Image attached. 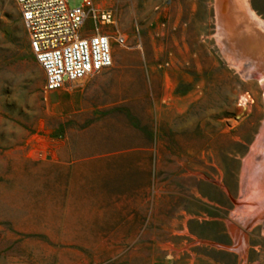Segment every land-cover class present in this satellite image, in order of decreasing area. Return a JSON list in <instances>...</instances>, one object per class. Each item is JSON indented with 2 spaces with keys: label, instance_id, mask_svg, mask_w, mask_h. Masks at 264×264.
<instances>
[{
  "label": "rangeland",
  "instance_id": "obj_1",
  "mask_svg": "<svg viewBox=\"0 0 264 264\" xmlns=\"http://www.w3.org/2000/svg\"><path fill=\"white\" fill-rule=\"evenodd\" d=\"M93 1L126 46L45 94L0 0V264H264V58L240 41L254 28L235 0Z\"/></svg>",
  "mask_w": 264,
  "mask_h": 264
},
{
  "label": "built area",
  "instance_id": "obj_2",
  "mask_svg": "<svg viewBox=\"0 0 264 264\" xmlns=\"http://www.w3.org/2000/svg\"><path fill=\"white\" fill-rule=\"evenodd\" d=\"M28 36L30 49L44 72L43 92L62 89L113 65V44L126 46L119 33H101L116 25L110 10L93 0L70 9L68 0H14ZM139 34L137 47L142 50Z\"/></svg>",
  "mask_w": 264,
  "mask_h": 264
},
{
  "label": "bare ground",
  "instance_id": "obj_3",
  "mask_svg": "<svg viewBox=\"0 0 264 264\" xmlns=\"http://www.w3.org/2000/svg\"><path fill=\"white\" fill-rule=\"evenodd\" d=\"M233 4H234V1H233ZM235 4H236V8H237L235 10V17H236L235 21L239 25V28H242V27L244 28V25H248V24L254 28V29L248 30V31L245 30L244 36L241 37L240 41L243 42L245 45H247L249 47H253L256 50H258V52H260L262 54V57L264 58V21L261 20L259 18V16L250 8V5L248 4V0H235ZM234 8H235V6H234ZM220 21H221V19H220ZM256 26H258L259 28H257ZM228 45H230V44L228 43ZM228 51H229V49H228ZM228 53H230V52H228ZM225 55L227 56L229 61L234 64V60L232 61L227 54H225ZM260 78L263 79L264 77L263 78L260 77ZM247 101H248L247 98H245V97L242 98V104H246Z\"/></svg>",
  "mask_w": 264,
  "mask_h": 264
}]
</instances>
